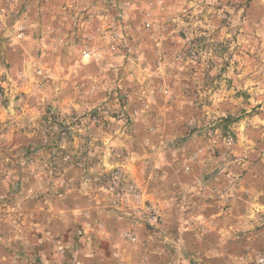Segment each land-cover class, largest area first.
Listing matches in <instances>:
<instances>
[{
  "label": "rangeland",
  "instance_id": "374dc122",
  "mask_svg": "<svg viewBox=\"0 0 264 264\" xmlns=\"http://www.w3.org/2000/svg\"><path fill=\"white\" fill-rule=\"evenodd\" d=\"M0 264H264V0H0Z\"/></svg>",
  "mask_w": 264,
  "mask_h": 264
}]
</instances>
